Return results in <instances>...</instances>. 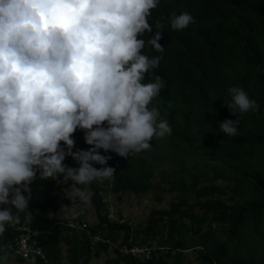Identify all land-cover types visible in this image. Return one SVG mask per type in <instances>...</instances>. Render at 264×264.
<instances>
[{
  "label": "trees",
  "instance_id": "1",
  "mask_svg": "<svg viewBox=\"0 0 264 264\" xmlns=\"http://www.w3.org/2000/svg\"><path fill=\"white\" fill-rule=\"evenodd\" d=\"M184 12L194 22L184 30L172 31L173 14ZM148 22L153 31L139 37L146 41L142 53L160 60L142 83L162 78L163 87L149 107H158L161 119L172 128L171 135L154 138L151 150L129 157L114 153L107 165L93 164L96 168L111 166L116 173L111 182H93L87 187L98 222L80 219L85 227L79 230L58 212L57 202L67 197L71 181L34 180L30 218L20 213V223L7 227L0 237V246L10 253L8 261L90 264L114 247L118 256L108 260L111 264H187L176 253L187 250L197 251L204 264H264V0H159ZM157 25L163 28L158 41L163 52L147 44ZM233 86L243 87L260 109L245 113L238 134L228 136L220 130V123L236 119L223 101L231 99L228 89ZM74 138L73 151L89 149L83 132L77 131ZM197 154L208 158L205 165L212 175L186 165L187 157ZM169 158L173 167L161 171L168 183L164 192L175 195L168 208L153 209L145 226L111 219L105 194L148 192L161 162L163 166ZM65 163L78 167L71 156ZM218 180L229 182L222 185ZM226 194L231 203L222 197ZM25 228L38 231L36 239L48 263L42 259L28 262L16 251V238ZM218 228L226 236L221 237ZM98 233L111 241L94 242ZM117 238H121L119 243H115ZM147 243L157 244L151 259L120 253L124 244Z\"/></svg>",
  "mask_w": 264,
  "mask_h": 264
},
{
  "label": "clouds",
  "instance_id": "2",
  "mask_svg": "<svg viewBox=\"0 0 264 264\" xmlns=\"http://www.w3.org/2000/svg\"><path fill=\"white\" fill-rule=\"evenodd\" d=\"M158 3L0 0V237L20 223V213L30 218L34 180L71 181V206L60 209L77 215L76 206L90 200L87 187L111 182L116 173L111 166H93L110 159L100 150L129 157L151 150L154 138L171 135L158 107H149L162 78L142 83L160 60L142 53L146 41L139 38L152 33L148 17ZM192 22L187 12L173 14L170 27L180 31ZM156 27L147 44L163 52L158 42L163 28ZM228 93L224 105L236 119L223 120L220 130L235 136L243 115L258 112L260 105L241 86ZM77 131L88 150L73 151ZM67 156L78 167L65 163ZM70 225L84 228L80 218ZM9 257L0 246V264Z\"/></svg>",
  "mask_w": 264,
  "mask_h": 264
},
{
  "label": "rangeland",
  "instance_id": "3",
  "mask_svg": "<svg viewBox=\"0 0 264 264\" xmlns=\"http://www.w3.org/2000/svg\"><path fill=\"white\" fill-rule=\"evenodd\" d=\"M100 154L105 156H111L114 152H104L100 150ZM116 156V153H115ZM208 160L207 157L202 156L200 154L188 156L186 159V165L192 169L195 165L197 169H205L210 172V175L213 174V171L209 167L205 165V162ZM174 164V163H173ZM173 167L172 160L169 158L164 161L163 166L161 162V169L156 172L154 177V185L153 187L146 193L135 194L132 192H128L122 195H118L114 192H110L109 194H105V199L109 204V212L110 218L113 220L121 219V222L125 220L129 221L131 226H145L147 224V220L150 216V213L153 209H162L168 208L169 201L175 198V195H170L168 192H164V190L168 187L167 181L162 178L161 171L163 169H169ZM219 184H226L228 180H218ZM205 184L208 182L205 181ZM70 188V187H69ZM69 188L67 189L69 193ZM164 195V199H158L159 196L162 197ZM229 203L232 201L229 199V194L222 195ZM194 202V199L190 200ZM71 201L68 197L61 198L57 204L59 206L58 212L63 218L69 219L70 221L73 219L80 218L81 220H85L90 224H95L98 222L97 212L95 210L94 205L91 204L90 200L86 205H77L76 212L77 215H72L70 213L65 212L63 209H60L62 205L71 206ZM196 211H199V206H196ZM216 223H214V227ZM218 234L221 237L226 236L223 228H218ZM121 238H117L115 243H119ZM148 244V243H147ZM152 246L156 247L157 244L153 243ZM64 246V245H63ZM112 247L108 250V252L104 253L100 258L94 257L90 264H111L108 260H112L117 258V253ZM178 255L184 256V261L187 264H204L202 260L198 259V253L195 250H187V251H176ZM8 264H19L15 261H8ZM23 264H27L24 262ZM50 264V263H49Z\"/></svg>",
  "mask_w": 264,
  "mask_h": 264
},
{
  "label": "built area",
  "instance_id": "4",
  "mask_svg": "<svg viewBox=\"0 0 264 264\" xmlns=\"http://www.w3.org/2000/svg\"><path fill=\"white\" fill-rule=\"evenodd\" d=\"M71 225L74 226V224L72 223ZM77 225L81 226L79 223H77ZM82 226L85 227V224H83ZM37 234L38 231L31 230L30 228H25V231H23L20 236L16 238V251L20 253L28 262H35L38 259H42L43 261H45V263H48L46 252L43 246L38 242V239H36ZM93 237L94 242L109 243L111 241L110 238L101 233L95 234ZM154 249V246L148 244H124L120 246V253L123 255H133L135 257L151 259Z\"/></svg>",
  "mask_w": 264,
  "mask_h": 264
}]
</instances>
